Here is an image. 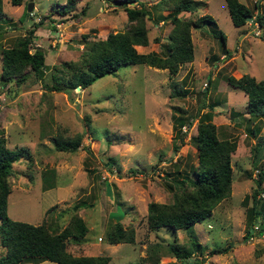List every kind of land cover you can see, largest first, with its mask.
<instances>
[{
  "label": "rangeland",
  "instance_id": "1",
  "mask_svg": "<svg viewBox=\"0 0 264 264\" xmlns=\"http://www.w3.org/2000/svg\"><path fill=\"white\" fill-rule=\"evenodd\" d=\"M28 1L12 4L1 0L4 20L0 19V45H9L16 35L40 21L31 44L43 50L48 67L77 60L82 34L104 38L109 31L124 30L128 24L118 0H73L63 14L57 9L67 0H30L32 7L27 11ZM142 1L154 15L157 0ZM193 1L190 11L181 10L179 15L195 18L207 13L214 18L217 31L211 34L208 23L191 26L192 59L177 64L175 73L146 63L120 64L115 72L96 77L83 89L75 87L69 95L63 91L43 93L40 81L31 74L19 85L0 81L1 134L7 147L22 145L31 152L29 159L12 164L6 205L11 218L35 223L40 216L50 221L57 217L53 223L57 230L77 213L88 229L80 239L69 237L67 249L76 254H107L108 264H150L147 251L153 243L160 253L157 264H178L166 243L176 239L187 246L190 238L200 248L183 264L195 260V264H264V230L244 238L249 193L255 186L257 169L264 168V156L258 164L253 163L257 137L246 133V94L226 81L228 75L243 73L264 79V39L258 37V26L249 20L234 26L225 0ZM240 1L250 8L258 1V10L264 12V0ZM145 26L148 43L136 49L160 52L155 38L164 40L171 26L168 17L156 24L147 18ZM220 34L224 35V45ZM44 77L48 78V70ZM178 88L183 92L174 95ZM204 111H210L219 136L236 142L230 153V192L210 215L188 229L149 228L146 203L169 201L171 191L166 184L187 172L191 175L190 168L196 165V149L189 137ZM178 117L182 118L180 125ZM257 122L259 133L264 135V120ZM77 134L80 142L73 151L53 144L55 137ZM263 152L261 142L257 154ZM109 157L113 158L110 170L104 162ZM43 174L50 179L47 188L42 187ZM78 201L86 205L73 210L71 205ZM116 220L133 228L132 242H106L105 232ZM228 243L226 251L210 253L211 247ZM3 253L0 245V255ZM37 262L27 258L21 264Z\"/></svg>",
  "mask_w": 264,
  "mask_h": 264
},
{
  "label": "trees",
  "instance_id": "2",
  "mask_svg": "<svg viewBox=\"0 0 264 264\" xmlns=\"http://www.w3.org/2000/svg\"><path fill=\"white\" fill-rule=\"evenodd\" d=\"M133 1V5L127 2ZM12 4H18L21 0H10ZM258 2V1H257ZM254 1L252 8L240 0H225L228 15L234 26L245 23V16L250 15L249 21L256 23L259 32L258 37L264 39V12L258 10ZM73 0H67L58 7L59 14H63L72 7ZM123 5L128 21L124 30L109 31L104 38H88L87 34L81 35V53L77 60H63L58 64L46 66L44 52L38 46L31 44L33 30L40 21L32 23L24 34L16 35L9 45H0V81H13L21 84L32 75L34 80L40 81L43 93L50 91H63L69 93L76 88L87 87L96 77L105 73H113L120 64L146 63L158 68H167L170 73H175L177 64L192 59V43L190 39L191 26L209 24L211 34H216L214 18L205 13L195 18L179 15L181 10H189L193 0H157L154 2V15L144 6L142 0H118ZM67 8V9H66ZM164 13H163V12ZM28 12L26 11V14ZM168 17L171 26L163 41L159 42L160 52H140L136 46H144L148 43L145 21L150 18L155 24ZM0 19L4 20L1 10ZM213 36V35H212ZM219 38L224 45V35ZM48 70V78L44 77ZM46 79V80H45ZM227 83L242 90L246 94V133L257 137L256 147H253L252 161L256 165L264 152L258 153L264 135L259 133L258 119L264 120V79H256L254 76L243 73L238 77L228 75ZM174 95H180L183 90H173ZM201 108L205 103H201ZM209 107L213 104L209 103ZM210 111L199 114L195 125V132L189 140L196 149V165L191 166L190 174H184L179 178H173L166 186L171 191V199L166 202L149 200L146 203L145 223L149 228L166 226L172 231L176 229H188L195 222L201 221L210 215L214 206L230 192L232 167L230 153L235 149V140L228 136H219L216 125L210 120ZM182 123V118H177V124ZM179 130H175L178 134ZM0 128V245L4 247V253L0 255V264H21L27 258L41 261L51 260L57 264H108L109 255L76 254L67 249L68 238H82L88 226L80 215L72 213L67 223L60 229H53V221L42 219L38 223H30L24 220L13 219L6 210L7 195L10 192L9 176L12 174V164L21 158L29 159L31 152L25 146L7 147L5 137ZM80 135L72 138H53V144L57 149L73 151L77 149ZM177 145L173 147L176 148ZM104 162L110 170L113 158L109 157ZM53 174V169H50ZM42 187L50 184L43 174ZM52 179V178H51ZM255 186L249 193L250 206L247 208L246 229L244 238L264 230V168L257 169L253 179ZM263 182V183H262ZM247 200V195H244ZM90 204V203H88ZM83 201L71 205L73 210L85 206ZM48 207V210H51ZM15 214V213H13ZM17 215V214H15ZM60 216V214H59ZM57 228V227H56ZM133 228L124 226L121 221H114L105 232L107 243L132 242ZM167 251L179 260L178 264L188 262L191 254L199 247V243L190 238V245L183 246L176 239L167 241ZM230 244L225 246H213L210 253L226 251ZM150 264H157L159 250L155 243L148 247ZM195 260L193 263L195 264Z\"/></svg>",
  "mask_w": 264,
  "mask_h": 264
},
{
  "label": "crops",
  "instance_id": "3",
  "mask_svg": "<svg viewBox=\"0 0 264 264\" xmlns=\"http://www.w3.org/2000/svg\"><path fill=\"white\" fill-rule=\"evenodd\" d=\"M41 219H42V216H40L39 222H40ZM35 221H36L35 223H38L37 219ZM36 264H57V263L54 262V261H51V260L44 259V260H41V261L37 262Z\"/></svg>",
  "mask_w": 264,
  "mask_h": 264
},
{
  "label": "water",
  "instance_id": "4",
  "mask_svg": "<svg viewBox=\"0 0 264 264\" xmlns=\"http://www.w3.org/2000/svg\"><path fill=\"white\" fill-rule=\"evenodd\" d=\"M31 7H32V2L29 0V1L27 2V4H26V10H27V11H30ZM249 19H250V15H246V16H245V21H248Z\"/></svg>",
  "mask_w": 264,
  "mask_h": 264
},
{
  "label": "built area",
  "instance_id": "5",
  "mask_svg": "<svg viewBox=\"0 0 264 264\" xmlns=\"http://www.w3.org/2000/svg\"><path fill=\"white\" fill-rule=\"evenodd\" d=\"M255 25H257L256 23H254ZM258 32V31H257Z\"/></svg>",
  "mask_w": 264,
  "mask_h": 264
}]
</instances>
